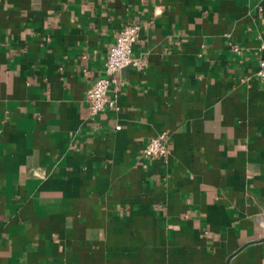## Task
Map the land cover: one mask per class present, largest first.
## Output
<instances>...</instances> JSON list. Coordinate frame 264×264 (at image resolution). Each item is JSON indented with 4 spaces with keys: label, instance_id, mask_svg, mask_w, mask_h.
<instances>
[{
    "label": "crops",
    "instance_id": "obj_1",
    "mask_svg": "<svg viewBox=\"0 0 264 264\" xmlns=\"http://www.w3.org/2000/svg\"><path fill=\"white\" fill-rule=\"evenodd\" d=\"M263 57L264 0H0V264H264Z\"/></svg>",
    "mask_w": 264,
    "mask_h": 264
},
{
    "label": "built area",
    "instance_id": "obj_2",
    "mask_svg": "<svg viewBox=\"0 0 264 264\" xmlns=\"http://www.w3.org/2000/svg\"><path fill=\"white\" fill-rule=\"evenodd\" d=\"M140 36V26L127 24L117 35L116 42L110 47L104 66V76L99 78L87 93L90 114L97 115L106 108L118 109L116 99L109 96L112 89L118 90L120 78L118 74L129 66L142 65L134 56V46ZM256 76L264 82V57L262 58ZM120 129V126L117 127ZM147 158H165L169 153V140L165 132L152 137L143 150Z\"/></svg>",
    "mask_w": 264,
    "mask_h": 264
}]
</instances>
